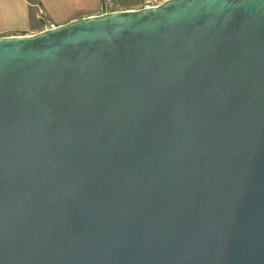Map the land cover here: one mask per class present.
<instances>
[{
    "label": "water",
    "instance_id": "1",
    "mask_svg": "<svg viewBox=\"0 0 264 264\" xmlns=\"http://www.w3.org/2000/svg\"><path fill=\"white\" fill-rule=\"evenodd\" d=\"M0 264H264V0L0 36Z\"/></svg>",
    "mask_w": 264,
    "mask_h": 264
},
{
    "label": "crops",
    "instance_id": "2",
    "mask_svg": "<svg viewBox=\"0 0 264 264\" xmlns=\"http://www.w3.org/2000/svg\"><path fill=\"white\" fill-rule=\"evenodd\" d=\"M100 2L101 0H0V36L32 35L43 31L45 26L41 13L54 26L98 15Z\"/></svg>",
    "mask_w": 264,
    "mask_h": 264
},
{
    "label": "built area",
    "instance_id": "3",
    "mask_svg": "<svg viewBox=\"0 0 264 264\" xmlns=\"http://www.w3.org/2000/svg\"><path fill=\"white\" fill-rule=\"evenodd\" d=\"M161 2L159 0H139L138 5L134 9H141L146 7H153L159 5ZM100 14L126 10L117 0H101L99 6ZM44 20L45 29L54 28V24L41 13L40 16Z\"/></svg>",
    "mask_w": 264,
    "mask_h": 264
},
{
    "label": "rangeland",
    "instance_id": "4",
    "mask_svg": "<svg viewBox=\"0 0 264 264\" xmlns=\"http://www.w3.org/2000/svg\"><path fill=\"white\" fill-rule=\"evenodd\" d=\"M121 6H123L124 8H127V9H130V8H135L138 3H139V0H117ZM160 2H163L165 0H159ZM42 20V19H41ZM43 23H44V20H42Z\"/></svg>",
    "mask_w": 264,
    "mask_h": 264
}]
</instances>
